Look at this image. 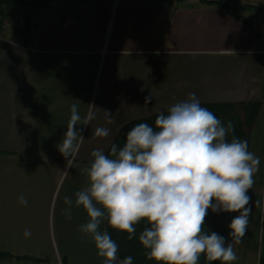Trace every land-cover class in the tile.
Listing matches in <instances>:
<instances>
[{"label": "crops", "instance_id": "crops-1", "mask_svg": "<svg viewBox=\"0 0 264 264\" xmlns=\"http://www.w3.org/2000/svg\"><path fill=\"white\" fill-rule=\"evenodd\" d=\"M223 2L57 0L30 13L27 36L0 24V252L12 259L4 263L27 256L103 264L80 231L88 217L75 193L87 186L91 152H106L129 122L167 112L193 92L201 103L259 101L264 112L263 42L250 27L255 8ZM72 104L82 119L89 109L95 119L83 126L65 176L57 145ZM98 127L109 135L94 136ZM65 196L73 200L71 219Z\"/></svg>", "mask_w": 264, "mask_h": 264}, {"label": "clouds", "instance_id": "clouds-1", "mask_svg": "<svg viewBox=\"0 0 264 264\" xmlns=\"http://www.w3.org/2000/svg\"><path fill=\"white\" fill-rule=\"evenodd\" d=\"M144 99L147 105L153 97ZM70 113L57 145L66 160L65 176L85 139L83 126L95 119L91 109L82 119L76 104ZM111 115L105 111L108 123ZM109 132L98 127L93 135L107 137ZM232 132V122L225 126L193 92L170 106L167 114L160 112L154 126L142 122L132 127L121 148L113 145L108 155L102 149L91 152L90 166L83 170L88 183L75 193V206L86 211L88 220L80 231L91 237L103 264H115L118 252L108 231L100 229L105 219L112 229L128 233L129 240L136 225L146 221L149 226L143 228L139 242L147 250L146 258L157 264H198L202 254L208 262L237 260L234 247L246 235L252 212L247 193L260 157L249 150L246 140L232 136L229 141ZM18 199L27 205L23 195ZM64 203L68 206L64 214L71 219L73 200L65 196ZM209 209L238 213L228 225L231 242L204 231ZM30 235L26 229L24 236ZM119 264H133V258L127 256Z\"/></svg>", "mask_w": 264, "mask_h": 264}, {"label": "trees", "instance_id": "trees-1", "mask_svg": "<svg viewBox=\"0 0 264 264\" xmlns=\"http://www.w3.org/2000/svg\"><path fill=\"white\" fill-rule=\"evenodd\" d=\"M57 0H0V7L10 6V7H25V27L22 29L24 36L28 35L29 31V14L31 11L38 9L49 2ZM205 3H224L223 0H201ZM3 14L0 11V15ZM202 107H206L212 111L217 118L226 126L229 121L233 124V132L229 134L228 140L230 141L232 136L237 139L246 140L249 147V135L252 126L257 118L260 110L259 101H247V102H215V103H201ZM242 112V115L241 113ZM167 114V112H164ZM154 114L142 119H137L126 124L118 133L116 138L113 140L112 144L105 152L106 155L110 154L111 147L115 145L118 149L121 148L126 141V134L132 127L138 123H148L150 126H154V121L156 116ZM90 166V164H89ZM224 214L223 212L213 213L211 209L208 210V215L205 220L204 231L206 233L216 232L221 236L225 237L226 243V229L223 222ZM149 226L146 221H141L136 225V233L133 239H128V233L120 232L112 229L106 220L105 230L108 231L111 238L118 245L117 257L122 261L125 257L131 256L133 258V264H157L155 260H148L146 258L147 250L140 244L139 235L143 228ZM11 257V254L0 252V258ZM26 257V256H22ZM198 264H221V261H206L205 256L202 254ZM231 264H235L233 261ZM257 264H264V254H260L258 257Z\"/></svg>", "mask_w": 264, "mask_h": 264}, {"label": "rangeland", "instance_id": "rangeland-1", "mask_svg": "<svg viewBox=\"0 0 264 264\" xmlns=\"http://www.w3.org/2000/svg\"><path fill=\"white\" fill-rule=\"evenodd\" d=\"M164 0H159V2H163ZM172 0H166L169 2ZM175 1V0H174ZM249 3V2H248ZM0 11L10 13V17L7 16L9 20H12L11 28H19L22 29L25 27V7L17 6H2L0 7ZM32 12V11H31ZM30 12V13H31ZM30 15V14H29ZM23 20V23L18 22V17ZM13 20L15 23L13 25ZM16 26V27H14ZM32 27L29 24V31H31ZM28 31V32H29ZM242 115V112H240ZM249 150L253 152L255 155L260 157V165L259 171L254 175V184L253 187L248 191V195L251 197L250 205L252 207V212L249 217V224L247 227L246 235L242 238V242L239 245L234 247V250L237 255V260L233 261L235 264H257L258 257L260 254H264V112L261 111L257 115V118L252 126L249 135ZM261 201V206H255V201ZM223 222L226 229V238L227 243L231 242V238L229 236L230 229L228 225L234 216L238 215V213H225ZM21 257L23 259L21 262L17 264H51L49 262H57V264H64V260L58 259L57 257H49L47 261L43 260L42 263H33L28 260L30 257ZM8 258H3L7 260H3L0 258V264H7L4 262H10ZM38 258H36L37 261ZM45 262V263H43ZM13 263V262H12Z\"/></svg>", "mask_w": 264, "mask_h": 264}, {"label": "built area", "instance_id": "built-area-1", "mask_svg": "<svg viewBox=\"0 0 264 264\" xmlns=\"http://www.w3.org/2000/svg\"><path fill=\"white\" fill-rule=\"evenodd\" d=\"M249 4L253 5L255 8L253 19L250 23L251 29L254 33L262 40L263 42V49L261 53L264 55V0H247ZM19 23H23V20L19 18ZM15 20H13V25ZM0 24L3 28L12 25V20H9L7 17L0 16ZM31 31L33 28H30Z\"/></svg>", "mask_w": 264, "mask_h": 264}]
</instances>
